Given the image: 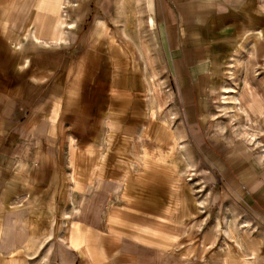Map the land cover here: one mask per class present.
<instances>
[{
    "label": "rangeland",
    "instance_id": "rangeland-1",
    "mask_svg": "<svg viewBox=\"0 0 264 264\" xmlns=\"http://www.w3.org/2000/svg\"><path fill=\"white\" fill-rule=\"evenodd\" d=\"M208 2L218 3L204 18L212 86L192 117L160 36L162 0H63L74 24L64 47L98 19L110 28L99 69L103 105L61 133L39 127L48 144L39 179L0 197V264H264V212L234 190L223 167L239 162L237 151L244 166L264 167V0ZM96 74L91 107L98 63ZM252 100L262 113L251 110ZM158 149L168 157L159 159ZM17 211L23 227L14 223ZM77 230L83 241L75 244Z\"/></svg>",
    "mask_w": 264,
    "mask_h": 264
},
{
    "label": "crops",
    "instance_id": "crops-1",
    "mask_svg": "<svg viewBox=\"0 0 264 264\" xmlns=\"http://www.w3.org/2000/svg\"><path fill=\"white\" fill-rule=\"evenodd\" d=\"M208 1L162 0L158 17L160 36L167 54L175 60L179 85L184 87L183 101L192 117L197 111L195 104L202 103V96L212 86V52L205 38L210 32L204 18L208 6L218 3ZM62 4L63 0L4 2L0 19V30L6 35V40L0 37V184L3 186L0 197L17 195L18 190L11 185L39 179L38 170L46 163L41 149L48 145L37 135L40 126L61 133L94 118L103 105L99 98V69L105 58L110 28L98 19L95 29L87 36L64 47L66 33L74 29V24L62 14ZM149 23L154 24L152 18ZM97 63L98 102L96 99L91 107L87 96L88 90L96 92ZM70 107L74 115L68 111ZM198 107L202 112L201 105ZM105 115L107 122L112 121L111 113ZM234 153L237 157L233 160L239 162L234 164L229 160L223 166L226 179L234 190L240 195L244 191L245 198L250 197L254 206L264 212V167L248 161L244 166L240 152ZM259 157L264 159V155ZM240 164L244 167L234 172ZM102 185L99 181L98 188L102 189ZM118 187L114 189L120 192ZM23 214L17 211L14 223L21 225ZM77 232L78 235L71 236L75 244L83 241L79 240L80 231Z\"/></svg>",
    "mask_w": 264,
    "mask_h": 264
},
{
    "label": "bare ground",
    "instance_id": "bare-ground-1",
    "mask_svg": "<svg viewBox=\"0 0 264 264\" xmlns=\"http://www.w3.org/2000/svg\"><path fill=\"white\" fill-rule=\"evenodd\" d=\"M248 86V85H247ZM221 88V87H220ZM225 103H227V102H225ZM225 103H223L224 105H225ZM228 105V104H227ZM245 107V106H244ZM250 108H251V110H255V111H257V112H259V113H262L263 112V104L260 102V101H255V100H252L251 101V105L249 106ZM224 109H225V111L227 110V109H229L226 105L224 106ZM247 109V108H246ZM248 114H249V112H248ZM256 116V115H255ZM157 117V116H156ZM261 117V116H260ZM249 119H250V117H249ZM109 125H113L114 124V122H112V121H108L107 122ZM165 128V127H164ZM110 132H113V131H110ZM164 134V133H163ZM166 135V134H165ZM106 138V137H105ZM103 142H105V141H103ZM248 142L250 143V145H252L254 148H257V146H258V144H259V142H257V140H256V138H254V137H249V139H248ZM262 151V150H261ZM260 151V152H261ZM157 154V153H156ZM158 155H159V159L160 158H167L168 157V154H166L162 149L160 150V149H158ZM144 156L147 158V159H149V160H152L153 158H155V156L150 152V151H148V149H144ZM171 157V156H170ZM145 158V159H146ZM164 162V161H163ZM126 183V182H125ZM227 231H228V229H227ZM227 231H225V232H227ZM229 233L230 234H232L233 235V237L235 238V239H237L236 238V233L235 232H233V231H231V230H229ZM238 236V235H237ZM232 237V236H231ZM239 244L238 245H241V241L239 242V241H237Z\"/></svg>",
    "mask_w": 264,
    "mask_h": 264
}]
</instances>
